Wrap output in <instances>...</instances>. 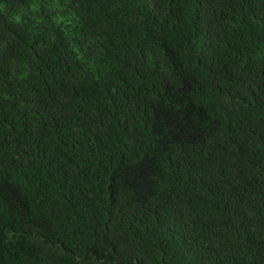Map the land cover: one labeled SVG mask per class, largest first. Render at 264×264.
I'll list each match as a JSON object with an SVG mask.
<instances>
[{
	"label": "trees",
	"instance_id": "1",
	"mask_svg": "<svg viewBox=\"0 0 264 264\" xmlns=\"http://www.w3.org/2000/svg\"><path fill=\"white\" fill-rule=\"evenodd\" d=\"M0 264H264V0H0Z\"/></svg>",
	"mask_w": 264,
	"mask_h": 264
}]
</instances>
